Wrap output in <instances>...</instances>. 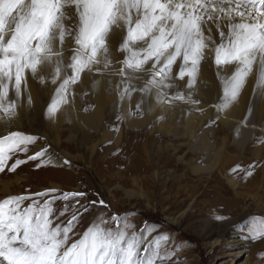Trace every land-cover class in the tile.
Masks as SVG:
<instances>
[{
	"label": "snow or ice",
	"instance_id": "snow-or-ice-1",
	"mask_svg": "<svg viewBox=\"0 0 264 264\" xmlns=\"http://www.w3.org/2000/svg\"><path fill=\"white\" fill-rule=\"evenodd\" d=\"M112 35L120 37L118 69L109 49ZM206 59L215 64L223 87L217 118L237 99L254 65L257 87L264 88V0H0V123L17 118L22 94L28 93L31 106L29 76L54 86L46 112L54 117L85 73L118 75L121 100L138 91L154 97L157 107L182 102L202 114L193 89ZM229 67L235 70L223 75ZM186 77L187 93L173 82ZM141 79L142 86L132 83ZM172 88L176 91L170 93ZM142 103L129 115H143ZM37 139L19 131L0 137V172L12 155L27 152ZM46 154L44 149L27 159L41 160L37 168L48 166L53 161L42 159ZM26 162L17 159L9 171ZM58 191L0 200V264H164L179 251V245L167 250L168 233L153 234L147 227L137 231L128 213L101 214L77 233L83 213L76 205L70 218H61L69 212L68 202L85 193ZM25 201L31 202L25 206ZM57 201L64 202L62 209L55 207ZM249 219L254 220L250 238L264 239V217Z\"/></svg>",
	"mask_w": 264,
	"mask_h": 264
},
{
	"label": "rangeland",
	"instance_id": "rangeland-1",
	"mask_svg": "<svg viewBox=\"0 0 264 264\" xmlns=\"http://www.w3.org/2000/svg\"><path fill=\"white\" fill-rule=\"evenodd\" d=\"M109 42L110 53L118 56L119 44L111 37ZM121 57L123 59V55ZM177 71L175 68L174 74ZM199 76L200 72L194 87L209 91L200 83ZM249 77L252 86L256 79L255 65ZM186 80L187 77L184 85ZM29 83L34 86L32 79ZM78 83L70 88L69 102L61 106L67 105L76 114L88 115L98 101L89 88L77 90ZM39 84L37 80V88ZM48 85L43 111L24 115L23 127L17 126L18 130L14 131L11 128L0 135L19 131L38 137L34 144L28 145L27 152L12 155L0 172V200L33 195L52 189L50 184L56 183L60 185L57 195L85 193L68 202L69 212L61 218L62 221L69 218L72 205H76L83 213L74 230L77 233L82 234L101 214L110 217L128 213L137 231L147 227L154 230L153 234L168 233L167 250L173 245L180 246L172 260L164 264H264V239L250 238L254 220L249 219L264 217V122L252 121L254 125H250L248 131L240 125L223 124L217 118L215 107L223 96L221 84L215 92L210 89V98L203 103L206 105L203 113H197L201 122L193 130L191 140L180 128L185 120L183 113H177L174 125L161 112L150 116L148 95L142 96L138 91L127 97L131 104L127 116L118 107L106 104L98 123L89 130L81 123L75 125L67 117H49L46 112L54 86ZM175 91L176 88L169 90L170 93ZM9 96L15 98L11 91ZM141 100L143 115H129L136 113V105ZM184 105L189 112L190 105ZM18 117L11 124L17 123ZM166 124H171V129L166 128ZM44 147L54 163L60 161V153L73 159L72 165L49 164L37 168L41 160L27 158ZM17 159L27 162L10 172L9 168ZM248 171L252 172L250 176L246 175ZM53 174L58 177L52 178ZM17 177L21 181L14 184ZM4 182L8 191L3 190ZM30 202L25 201V206ZM82 205L89 210L85 212ZM63 206V201L55 205L57 209ZM216 216L226 219L218 221Z\"/></svg>",
	"mask_w": 264,
	"mask_h": 264
},
{
	"label": "bare ground",
	"instance_id": "bare-ground-1",
	"mask_svg": "<svg viewBox=\"0 0 264 264\" xmlns=\"http://www.w3.org/2000/svg\"><path fill=\"white\" fill-rule=\"evenodd\" d=\"M110 37L114 40L115 44H119L120 42L119 35H112ZM115 44H113V46ZM116 46L118 45H115L114 47ZM111 52H114V51L111 50ZM117 54L118 56H115L113 55V53H111V58H112L113 64L118 69L120 67L118 61L122 60V57L119 52H117ZM255 69H256V79H255L254 84L252 86L250 85V77H248L237 99L234 101V103H232L226 110L220 113L219 120L222 121L223 124L227 126L240 125L244 129H246V131H248L251 128L250 125H254V122L252 121L256 120L258 122H261V121L264 122V88L257 87L258 65H255ZM231 72H232V68L229 67V68H225L222 74L231 75ZM199 78H200V83L202 82L203 84H205L207 88H209V91H203L202 89L194 87L193 99H198L200 101V104L198 107L204 110L206 105H204L203 103L206 98H210L209 96L210 89L212 92H215L217 88L219 87V85L221 84L220 80L217 77L216 66L213 62H211V60L206 59L204 62H202ZM30 79L31 77L29 76V80ZM29 80H28V92L30 93L32 97L33 103H31V106H29L27 103L28 93L22 94L20 106L17 109V112L19 115L17 123H13L9 125L0 123V135H3L4 133H6L7 130L8 132L11 131L10 130L11 128L14 131V130H18V128L20 127H23L26 123V120L23 119L24 115L25 116L35 115L36 113H38V111H41V110L43 111V104H45L44 99H46V94L48 91L47 89L49 88L47 87V85L49 83L46 82L43 85L39 84V87L37 88L36 86L37 80H33L34 86H32L29 83ZM94 81L97 82L95 83V86H93ZM109 81L112 82L111 85L108 83ZM119 83H120V77L118 75L101 76L99 74L94 73L92 76H89L86 73L82 74L80 82L78 83L79 86L77 87V90L84 89L87 87L91 91H93V93L96 95L95 98L98 101L96 103L97 105L95 109L92 111V113L88 115H80L78 114V112L76 114L75 111L71 110L69 106L65 105V106H60L59 113L57 112L55 116H58L59 118L67 117L70 120H72L75 123V125H80L81 123V125L86 126L85 128H87L88 130L95 127V125L98 123L101 109H103L106 104H109L111 108L118 107V110L122 112L123 114H125V116H127L129 112V107L131 104L129 103L127 96L123 100L120 99L119 92L122 90V85H120L119 88L116 87V85H119ZM132 83L137 86H142L144 83V80L143 79L134 80L132 81ZM174 83L180 85L181 91L187 93L188 89L186 85H184V81L175 80ZM147 99H148L147 100V113L150 114V116H153V115L155 116L156 112H161L165 117L169 119V122L172 123L173 125L177 123L174 120L177 116V113L178 112L183 113V115H185L184 117L185 120H184L183 125L180 126V128L182 130V133L185 135V137L188 138V140L192 139L193 130L198 125V123L201 122V116L197 114L199 111L193 110L191 112L189 111L190 112L189 113L187 111L188 107L182 103H177L175 107H168V106L157 107L155 106L154 97L148 96ZM22 101H25V103L23 104ZM113 104H115V106H112ZM150 105H153L151 111H149ZM190 107L192 106H189V108ZM19 120H22L21 123H19ZM127 120L130 121V118L128 117ZM17 126L19 127L16 128ZM56 126H59V124ZM166 128L171 129V124L170 126L166 124ZM58 154L61 156L60 161L57 163L53 162L51 165L56 166V167H62L66 165L64 161H68L69 163L67 164L72 165L73 159H71L70 157L68 158L66 156H63L60 153ZM49 156L50 154L47 153L44 158H48ZM56 176L57 174H53L52 178ZM19 181H21L20 178H18L14 184H17V182ZM2 185H3V190L8 191L6 188L7 182L2 183ZM50 187L52 189H60V185L56 183H51ZM173 220L175 221V219Z\"/></svg>",
	"mask_w": 264,
	"mask_h": 264
}]
</instances>
